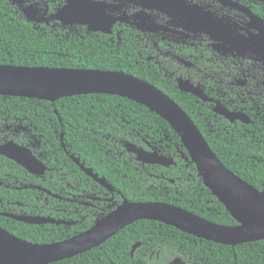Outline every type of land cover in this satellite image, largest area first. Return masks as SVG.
Instances as JSON below:
<instances>
[{
  "label": "trees",
  "instance_id": "trees-1",
  "mask_svg": "<svg viewBox=\"0 0 264 264\" xmlns=\"http://www.w3.org/2000/svg\"><path fill=\"white\" fill-rule=\"evenodd\" d=\"M135 34L130 47L113 51L95 43L82 45L64 36L35 32L24 22L3 21L0 17V65L117 71L144 80L187 112L228 169L264 191V144L257 143L254 134L243 136L239 126L228 127L229 122L213 112L210 103L181 91L173 78L163 77L142 65L137 54L139 48L134 44L138 40ZM6 126L22 131L15 136L13 130L9 135L3 133L0 141L7 136L30 149L33 143H41V149L36 147L33 152L47 168L43 175L35 176L0 155L3 182L0 185V227L20 239L35 244L58 243L84 233L96 223L91 217L71 213L74 206L63 205L42 190L24 188L38 186L60 196H63L66 181L79 188H97L99 183L71 156L121 191L130 202L167 203L217 225H238L204 185L196 165L190 159L181 158L182 153L189 156L169 123L128 98L89 94L52 103L0 95V128L4 130ZM253 126L254 123L247 129L253 130ZM144 140L164 155L177 154L176 166L165 168L137 163L121 143L127 141L145 147ZM161 174L181 178L178 188H165L159 184L160 180L150 176ZM10 183L15 187L9 188ZM65 208L67 213L61 211ZM4 213L76 223L32 225L15 221ZM137 243L140 246L133 252ZM175 260L183 264H264V240L232 247L195 237L159 221L139 220L99 247L54 264H170Z\"/></svg>",
  "mask_w": 264,
  "mask_h": 264
},
{
  "label": "flooded vegetation",
  "instance_id": "flooded-vegetation-1",
  "mask_svg": "<svg viewBox=\"0 0 264 264\" xmlns=\"http://www.w3.org/2000/svg\"><path fill=\"white\" fill-rule=\"evenodd\" d=\"M0 17L24 22L35 32L64 36L82 45L95 43L113 51L130 47L137 33L134 44L142 65L173 78L177 86L180 79L200 86L213 100L209 102L213 112L220 103L232 113L244 114L248 123L226 119L227 126H239L243 136L254 134L257 143L264 144V0H0ZM252 123L253 130L247 129ZM12 130L13 136L22 131L6 126L0 128V136ZM8 141L14 140L2 137V143ZM126 142H121L125 149ZM144 143L146 148L138 147L149 152L156 148ZM36 147L41 149V143H33L31 150ZM126 151L137 162L136 156ZM176 155L171 156L175 164L165 168L176 166ZM150 176L168 189H177L182 180L167 174ZM65 184L63 196L41 190L63 205L74 206L71 213L76 216L91 217L95 222L126 200L112 185L114 189L108 190L99 184L103 191L99 186L87 189L69 181ZM61 211L67 213L66 208Z\"/></svg>",
  "mask_w": 264,
  "mask_h": 264
},
{
  "label": "water",
  "instance_id": "water-1",
  "mask_svg": "<svg viewBox=\"0 0 264 264\" xmlns=\"http://www.w3.org/2000/svg\"><path fill=\"white\" fill-rule=\"evenodd\" d=\"M205 30V31H204ZM202 32H207L204 29ZM178 88L205 103L212 102L200 86L179 80ZM89 94H107L128 98L166 120L186 149L191 160L212 194L238 222L237 226H221L175 205L161 202H130L127 199L113 212L98 220L89 230L58 243L35 244L20 239L0 227V264H54L99 247L120 230L139 220L159 221L178 230L218 244L236 247L264 240V191H260L228 169L210 148L195 122L185 110L154 85L132 75L103 70L67 69L0 65V95L56 102L65 97ZM214 112L229 121L249 119L241 113H232L220 103ZM61 142L64 140L61 134ZM126 149L139 163L169 167L175 164L171 156L157 150L146 151L126 142ZM63 147H65L63 145ZM0 155L16 162L35 176L47 168L26 146L15 141L2 143ZM71 159L85 173L108 190L114 188L104 178L94 175L78 159ZM35 188L38 186H24ZM6 217L32 225H73L72 222L53 218L5 214ZM140 246L137 243L133 252ZM170 264H183L175 260Z\"/></svg>",
  "mask_w": 264,
  "mask_h": 264
}]
</instances>
